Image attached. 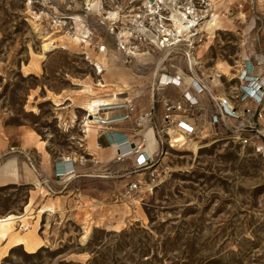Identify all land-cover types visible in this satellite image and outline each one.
<instances>
[{"label":"rangeland","instance_id":"obj_1","mask_svg":"<svg viewBox=\"0 0 264 264\" xmlns=\"http://www.w3.org/2000/svg\"><path fill=\"white\" fill-rule=\"evenodd\" d=\"M172 1L161 13L189 4L167 5ZM195 2L196 44L187 50L193 73L211 92L196 94L198 106L182 112L192 127L182 135V128L165 124L164 105L184 95L171 86L152 98L149 81L147 94L139 90L152 101L149 110L136 124L114 129L145 149L149 113L158 146L149 163L122 169L124 158L107 134L91 130L84 148L74 143L93 100L79 93L85 84L101 89L102 83L104 96L116 94L114 72L98 75L94 67L105 58L102 46L123 54L118 39L125 30L145 19L155 30L159 17L147 16L144 0H0V219L26 216L27 226L13 233L30 234L35 247L5 238L0 264H264V0ZM74 36L80 50L67 45ZM134 36L139 52L123 54L125 69L139 73L146 64L143 72L150 73L163 52ZM186 59L177 52L165 69L182 72L188 86L194 78ZM257 86L261 93L249 89ZM122 91L118 101L131 93ZM50 94L63 105L47 100ZM222 99L241 117L215 125ZM180 136L181 145L175 143ZM73 153L87 165L63 179L57 165ZM26 164L36 180L27 181Z\"/></svg>","mask_w":264,"mask_h":264},{"label":"built area","instance_id":"obj_2","mask_svg":"<svg viewBox=\"0 0 264 264\" xmlns=\"http://www.w3.org/2000/svg\"><path fill=\"white\" fill-rule=\"evenodd\" d=\"M146 6V10H148L147 16H158V22L157 28L153 30V28L149 27L146 23V19L144 23L137 22L134 24L133 28H129L125 30L122 36H120V39H118V46L123 52V54L126 55H133L136 56L139 50L138 46H132V40L131 37H135V35L139 34L140 41L153 45L152 47L156 48L160 52H166L168 50H178V52H190V50H187V48H192L195 46L196 42L192 41L191 38L196 36L195 32L197 31L196 28L198 27V12L197 7L195 5L196 0H189V4L187 5V8H179L178 10L165 9L163 13H161V5H164L168 0H156L154 3H151L150 0H144ZM174 1V0H173ZM172 3H168L167 5H175ZM179 6V5H177ZM182 11V12H181ZM166 12V13H165ZM146 16V17H147ZM145 17V18H146ZM181 23V24H179ZM178 24V25H177ZM177 26H182V29H178ZM156 31L157 34H153L152 32ZM165 33H169V35H165ZM172 34V35H170ZM144 40V41H143ZM105 50V47L102 46L101 51L103 52ZM174 54H177L175 52ZM173 54V55H174ZM171 55V56H173ZM171 56L169 58H171ZM186 56V55H185ZM169 59H167L163 64L162 68L158 71L156 75V81L152 84L151 93L153 94V97L155 96L157 90L159 88H166V87H177V88H183L185 89V94L182 99H178L179 101L171 103L168 101H165V110L166 114L164 117L165 124L167 127L172 126V124L177 125L178 127L182 128L184 132H181L182 135H186V132H188L190 129L184 124L179 118L183 111H186V109H193L199 104V100L195 96L196 94H201L205 90H208L207 85H205L204 81L200 79V77L195 73H193L191 69V73L193 74L194 80L190 82V84L187 86L184 84V77L181 76V73H178V75H172L167 72L165 69L166 62ZM96 73L98 75L103 74L107 68L104 61L101 63L94 64ZM190 67V65H189ZM148 68L146 64L139 65V73H136L137 75L141 76L143 75V69ZM191 68V67H190ZM155 70H157V64L155 65ZM140 72L142 74H140ZM247 75V74H246ZM263 82V81H261ZM260 84V83H259ZM263 85V84H262ZM261 86V85H260ZM158 88V89H157ZM251 89V87L249 88ZM128 89H125V92ZM252 90V89H251ZM261 93V88L259 91ZM124 91H118L116 94L110 95L112 101H116L119 103L118 105H110L106 108L102 107L103 110L101 111H113V110H119V109H129V113L131 112L132 106H134L138 98H133L129 100V102H120L118 101V94H123ZM249 93V92H248ZM261 96H257V99H261ZM260 101V100H259ZM219 108L221 110V115L214 116L212 119V123L215 125H219L223 122H225L227 119H240V115H238L235 110L231 107V110L228 108V101L221 100L219 102ZM133 108V107H132ZM100 111V112H101ZM88 115L87 117L79 124L80 129L82 131V134L84 135L85 132V121H89L90 123H94L96 125L99 124H105L108 122H114V120H107L102 121L97 118L96 115H93L89 110H87ZM129 113L126 115H123L121 119L123 120H129L130 116ZM151 114L147 113L145 118L143 119L144 124L150 119ZM104 119L103 117H101ZM164 129V127H163ZM160 134V132H159ZM184 136H180L175 140L176 144L181 145L185 142ZM135 154L144 156V146L140 145L139 147L135 146ZM149 163V160H145L143 163H139L138 165H143ZM138 187H133V189H137Z\"/></svg>","mask_w":264,"mask_h":264},{"label":"bare ground","instance_id":"obj_3","mask_svg":"<svg viewBox=\"0 0 264 264\" xmlns=\"http://www.w3.org/2000/svg\"><path fill=\"white\" fill-rule=\"evenodd\" d=\"M151 3H154L156 0H150ZM217 17H213L215 20ZM82 23V21H81ZM181 24V23H179ZM82 25V24H81ZM80 25V26H81ZM178 25V24H177ZM210 25V23H209ZM178 29H182V26H177ZM82 33H84L82 31ZM81 40L79 37L74 36L70 41L67 39V45L73 49L80 50V45H81ZM178 50H168L166 52L161 53L158 57H156L157 61V70H155V67H152V71L150 73L144 72L143 75L139 76L134 72H131V75L129 76V72L125 69L124 63V55L120 52H112L105 48V53L103 61L106 64L107 68L112 70L114 72L113 78L118 81L117 85V91H122L124 89H129L130 88V79L139 81V83L142 84V86H147L148 82H155L156 81V75L158 71L162 68V64L169 59L171 55H173L175 52H178ZM186 55V62L188 65H190L191 69L195 71L194 66H195V60L192 58V55L190 52L185 53ZM145 58L138 56V62H144ZM34 67L37 69L38 64H34ZM154 70V71H153ZM145 79V80H142ZM261 82V81H260ZM258 85V84H256ZM101 89H95L93 86L85 84L83 86V89L80 91V95H87L88 97H91L93 100L89 103L88 105V110L93 114L96 115L97 118L102 121H107L105 119H102L101 116L104 113L102 107L106 108L107 106L110 105H118L116 101H112L111 96H104V92L106 93L107 91L104 90V85L101 83L100 84ZM259 86V85H258ZM253 88L251 87L252 91L256 90L258 91L260 88L259 87ZM98 87V86H97ZM209 92H211L210 87H208ZM153 96V94H152ZM47 100L53 101L56 103L55 105H63L61 104V100L59 96H56L54 94H50ZM225 99H222V101ZM229 104V103H228ZM228 108L231 110V105H228ZM101 111V112H100ZM145 125V132L143 133L146 135L151 141L152 144L156 143V138H155V133L153 129L148 128L147 122L144 124ZM147 127V128H146ZM112 128H109L107 126H99L94 123H90L89 121H85V132L82 137H74V143H77L81 148L85 147V142L87 141L89 137V133L91 130H94L98 134L102 133L103 134H108L110 136V140L113 143L114 147L116 150L119 151L121 157H123V162L120 165L122 169H129L132 168L134 165L133 158L129 157L132 153L135 152V149L131 147L130 143L127 142L126 140H122L121 138V133L120 131H115L111 130ZM111 132L113 134L111 135ZM125 134V133H124ZM129 141V138H128ZM157 145V144H156ZM28 160L31 162V165L34 166V163L30 159L29 156H27ZM96 160H99V158L96 156ZM85 157L81 154L78 153H73L70 157H65L63 162L58 163L57 165V172L58 176L64 177L63 179H66L70 177L71 175H78L81 173L82 167H85L86 164ZM25 175L27 178V181H33L37 179V174L35 171L31 169L29 165H25ZM38 175H42L41 172L38 173ZM62 179V180H63ZM48 183V182H47ZM44 193V192H43ZM45 211L42 210L40 213H44ZM19 222H18V221ZM18 223V224H17ZM28 223V218L26 216L18 217L16 218L15 216H8L5 218L0 219V244L3 241V239L8 238L12 244H15L16 246L24 245L26 246L27 249L33 250L35 247L33 246V241L30 238V234H28L25 237H18L16 234L13 233L14 228L17 226L24 228L27 226Z\"/></svg>","mask_w":264,"mask_h":264},{"label":"crops","instance_id":"obj_4","mask_svg":"<svg viewBox=\"0 0 264 264\" xmlns=\"http://www.w3.org/2000/svg\"><path fill=\"white\" fill-rule=\"evenodd\" d=\"M131 74L129 73V76H130ZM113 79H115V78H113ZM129 80H130V84H132V85H137V87H140V88H130V91H131V93H125V94H127L125 97H123L122 98V100L120 101V102H129V98L130 97H132V98H138V101H137V104H135L136 106H134L135 107V110H134V113L133 114H131V118H129V120H122V122H118V123H109L108 125H104V126H107V127H109V128H112L111 130H115V131H120V135H121V138H122V140H126L127 142H129L130 143V145H131V147L132 148H135V146L136 147H139L141 144H140V142L137 144L135 141H134V137H130L128 134H127V131L126 130H116V129H114V127L115 126H122V125H132V124H136L137 122H138V120L140 119V117L142 116V115H144L145 114V112H147L148 110H149V108H150V102H151V105H152V101L150 100V101H148V98H146V97H144L143 99H142V97H140V95H142V91H143V93H146L147 92V87L146 86H142V84L141 83H139V81H135V80H132V79H130L129 78ZM142 80H145V79H142ZM117 81V80H116ZM118 82V81H117ZM153 84V83H152ZM142 89V91L140 92L139 90H141ZM158 89V88H157ZM161 89V88H160ZM162 89H164V88H162ZM130 91H127V92H130ZM172 91L174 92V95H176V96H178V95H184L185 94V92L181 89V88H176V87H174L173 89H172ZM183 91V92H182ZM147 94V93H146ZM152 95V94H151ZM108 96H110V95H108ZM152 98H153V96H151ZM131 98V99H132ZM198 99V98H197ZM160 102V101H159ZM160 104V103H159ZM163 106H162V104L161 105H158V113H157V115H155V117L154 118H157V123L155 124L157 127H159L160 126V124L159 125H157L158 124V121L160 122V121H162L163 120ZM129 113V109L128 108H126V109H119V110H116V111H109V112H106V113H103V118L105 119V120H114V121H116V120H118V119H121V117L123 116V115H126V114H128ZM180 117H182L181 119V121L184 123V124H186V126L189 128V129H192V127L189 125L190 124V122H189V118H188V115H183V114H181L180 115ZM183 117H184V120H183ZM124 121H127V122H124ZM189 123V124H188ZM156 129V128H155ZM125 133V134H124ZM106 134V133H105ZM113 134V132H111V135ZM107 138H108V142L110 143V144H112L111 146L112 147H114V145H113V143L111 142V140H110V136L107 134ZM128 138H129V141H128ZM147 142H149V146H148V144H147V147H145V149H144V156H141V155H137V154H135V153H132L129 157H132L133 158V162H134V165H136V164H139V163H143L145 160H149V162L151 161V154L153 153V152H155L156 151V148H157V146H158V143H157V145H155V144H152V141L150 140V139H147ZM155 145V146H154ZM115 148V147H114ZM116 150V149H115ZM118 153H119V151L118 150H116Z\"/></svg>","mask_w":264,"mask_h":264}]
</instances>
